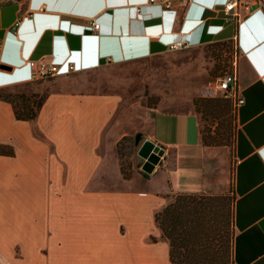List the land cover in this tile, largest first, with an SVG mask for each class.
Segmentation results:
<instances>
[{
	"label": "crops",
	"instance_id": "obj_1",
	"mask_svg": "<svg viewBox=\"0 0 264 264\" xmlns=\"http://www.w3.org/2000/svg\"><path fill=\"white\" fill-rule=\"evenodd\" d=\"M225 1L168 9L159 0H0V87L36 80L29 58L62 69L72 62L76 69L62 75L76 80L160 54L183 38L191 46L232 42L244 97L230 145L204 140L195 109L154 108L145 138L163 146L158 172L168 184L154 191L103 181L100 147L115 95L78 83L56 87L34 120L16 118L11 102L0 98V142L13 148L0 153V264H174L167 239L145 238L154 222L152 196L216 193L229 185L234 263L264 264V0L247 13L239 7L233 21L225 18Z\"/></svg>",
	"mask_w": 264,
	"mask_h": 264
},
{
	"label": "rangeland",
	"instance_id": "obj_2",
	"mask_svg": "<svg viewBox=\"0 0 264 264\" xmlns=\"http://www.w3.org/2000/svg\"><path fill=\"white\" fill-rule=\"evenodd\" d=\"M239 60V53L232 42L216 41L182 49H168L160 54L107 65L77 77L76 80L62 75L67 73L56 75L55 78L47 76L8 86L5 92L17 103L21 102L17 94L24 92L31 96L29 102L33 105L38 95L75 83L89 91L115 95L118 104L105 125L103 144L100 147L107 161V172L103 180L105 185L165 190L168 184L165 172H158L160 163H156L152 171L145 170V158L138 151L145 139V131L150 126L154 108L169 111L195 109L200 117L204 140L230 145L238 122L232 101L223 97L221 91L215 88V81L225 71L235 67L239 76ZM56 78L62 79L55 81ZM35 94H38L37 97ZM139 131L141 137L135 143ZM230 186L216 193L195 191L196 198H201L207 221L202 242L207 244L208 249L204 253L209 251L214 254L213 264H233L230 255L235 236V193ZM177 193L168 192L163 198L160 195L152 196V214ZM143 220L145 224L151 220L147 209ZM146 232L145 238L150 242L163 240L153 221Z\"/></svg>",
	"mask_w": 264,
	"mask_h": 264
},
{
	"label": "trees",
	"instance_id": "obj_3",
	"mask_svg": "<svg viewBox=\"0 0 264 264\" xmlns=\"http://www.w3.org/2000/svg\"><path fill=\"white\" fill-rule=\"evenodd\" d=\"M6 87H0V98L11 102L15 117L34 120L47 93L35 94L38 98L33 105L29 102L31 96L21 92L17 94L21 102L17 103L5 92ZM36 133L41 134L38 130ZM0 153L13 154V148L0 142ZM196 196L195 192H179L154 212L155 225L160 230V236L169 243V259L174 264H213L215 258L209 251L204 253L208 249L207 244L202 242L207 221L201 198ZM231 253V262L235 264L233 248Z\"/></svg>",
	"mask_w": 264,
	"mask_h": 264
},
{
	"label": "built area",
	"instance_id": "obj_4",
	"mask_svg": "<svg viewBox=\"0 0 264 264\" xmlns=\"http://www.w3.org/2000/svg\"><path fill=\"white\" fill-rule=\"evenodd\" d=\"M155 1V0H148ZM160 4L168 9L185 8L193 0H159ZM261 2V0H226L223 5V10L225 12V18L228 21H233L239 19V7L245 9V12H250L253 9L254 2ZM20 20L15 22L16 25ZM90 25L93 29L99 27V22L90 19ZM191 44L187 39H176L169 43L168 49H182L189 47ZM236 53L234 54V56ZM31 71L30 76L32 79H40L47 76H56L61 73L72 72L76 69L72 62L66 64V68L62 69L59 63L52 60H46L44 58H29L27 60ZM215 88L221 91L223 97L228 98L233 103L234 111H237L238 106L243 103L244 97L240 94V84L238 81V75L236 67L230 71H225L221 76H218L215 81Z\"/></svg>",
	"mask_w": 264,
	"mask_h": 264
},
{
	"label": "water",
	"instance_id": "obj_5",
	"mask_svg": "<svg viewBox=\"0 0 264 264\" xmlns=\"http://www.w3.org/2000/svg\"><path fill=\"white\" fill-rule=\"evenodd\" d=\"M4 66V65H2ZM141 137V132H137L135 136V143L138 142ZM139 154L145 158L143 168L147 171H152L155 164L159 162L161 155L164 152L163 146L156 144L150 139L145 138L139 146Z\"/></svg>",
	"mask_w": 264,
	"mask_h": 264
}]
</instances>
